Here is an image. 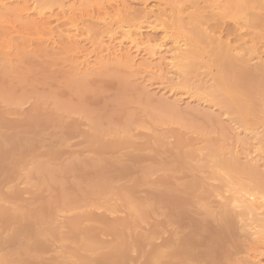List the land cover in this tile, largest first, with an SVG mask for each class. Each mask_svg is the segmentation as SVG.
<instances>
[{
	"label": "rangeland",
	"instance_id": "1",
	"mask_svg": "<svg viewBox=\"0 0 264 264\" xmlns=\"http://www.w3.org/2000/svg\"><path fill=\"white\" fill-rule=\"evenodd\" d=\"M88 1L75 6L84 9ZM143 2L169 17L180 9L183 19L172 26L198 56L190 83L198 75L203 81L226 78L215 55L245 35V48L261 55L248 68L264 84V0H178L175 8L166 0H136L129 8L141 12ZM74 3L0 0V152L23 136L20 150L1 156L0 210L9 217H0V264L97 263L122 243L127 260L112 257L103 264H264V238L248 234L239 210H224L226 183L233 178L211 158L236 138L247 142V130L264 125V91L251 101L236 96L246 103L244 118L205 97L196 109L197 102L187 107L180 101L182 119L165 120L156 109L160 93L145 88L126 64L82 73L75 68L76 46L65 37L51 41V28L59 33L67 27L54 22L61 6ZM35 7L43 8L42 17ZM169 21L164 30L172 27ZM162 28L150 34L153 40L165 35ZM167 45L172 49L171 40ZM208 114L220 123L208 121ZM242 153L239 148L238 164L245 166ZM259 154L258 171L264 173V148ZM39 165L52 173L38 171ZM169 196L184 204L176 206ZM87 235L104 245L114 240L87 252L80 248Z\"/></svg>",
	"mask_w": 264,
	"mask_h": 264
},
{
	"label": "bare ground",
	"instance_id": "2",
	"mask_svg": "<svg viewBox=\"0 0 264 264\" xmlns=\"http://www.w3.org/2000/svg\"><path fill=\"white\" fill-rule=\"evenodd\" d=\"M74 1V5L70 4V6L61 4L60 10L62 16L60 15L61 17L55 18L54 22L56 24H66L67 27L59 33H55L54 29L51 28V41L55 44L56 38L65 37L66 40L76 46L75 51L76 55L79 57V61L76 63L77 65L75 68L82 73H92L101 65L112 63L116 65L126 64L129 69L133 70L134 76H138L145 88H152L160 93L162 101H160L158 105L156 104V109L164 119L178 120L184 115L178 107L180 101L186 100L184 103L187 107L191 106L192 103L195 105L197 102V106L194 108L196 109V107L200 108L202 106L201 104H205V97L211 98L215 102L222 104L225 109H227L225 110L226 114H228V111H231L232 114L234 113L236 116L237 112H239L241 117L244 118L246 115V103L244 102L245 104H241V102L247 100L248 97L251 101L253 96H260V93L264 91V84L262 81L257 79L256 75L254 76L248 68L250 63H255L254 61L259 58L258 55L260 54H257L255 49H253V45L250 46V48L253 49L252 52H249V50L245 48L244 45H247L249 40H245L247 39L244 38L245 35L243 38L240 37L236 40V42L233 41V44L228 41L225 48H220L221 50L215 55L216 62L224 69L225 77L227 76L226 78L231 79L232 82L229 83L226 78L221 77L220 79L216 77L217 80L213 79L214 81L212 79H208L209 81H207L206 78L208 76L205 77L206 81H203L204 77L200 76V78L198 75L195 77L196 81L193 80L195 83H199L196 85L197 83H190L192 79H189L188 76L195 68L194 62L198 59V56L196 52H193L192 46L186 38L184 39V36L179 35L178 32L176 33L175 27H173L176 26V24H180L183 19V16L180 15V9L179 12H177L178 7L175 9L176 13H172L173 15L169 17L170 15L166 14V10L164 11L153 7L147 8V2L142 3L145 9L136 13L133 7L129 8V1L134 3L136 0H89L86 5H82L86 6L84 9H79L75 6L76 2L80 1L79 3H81L83 0ZM166 2L169 6L170 4L174 6V3H177L178 0H166ZM176 5L179 4L177 3ZM217 8L219 7H216V10H218ZM34 11L39 17L44 15L43 8L41 7H35ZM133 14L135 15L133 16ZM131 15L133 17H131ZM36 19L41 20L44 18ZM167 19L170 20L171 26L173 25L170 27L169 31L162 28ZM87 23L92 24L93 27H84ZM159 28L163 29L162 32H164L165 35L159 40H153L150 34L159 30ZM240 35L242 34L240 33ZM170 40L173 44L172 49L167 47V42ZM85 45L89 46V51L84 49ZM243 46L246 49L245 51ZM246 51L249 53H246ZM98 55H100L99 58ZM94 57L97 58L94 59ZM237 63H239L240 66ZM185 79H187V81ZM210 81H212L214 86L212 83L210 84L212 87L210 85V87L207 86ZM238 88H240L239 91L241 92L239 93V91H237V95L236 92L232 94V92ZM242 88L244 92H242ZM242 93L244 94L242 97L246 99L243 100L242 98L240 102L238 97L241 96ZM226 94H228V97H225L227 96ZM205 118L207 120L209 119L208 121L217 122V125L220 123H218L219 120L217 121L219 118L216 119V117L210 114L206 115ZM238 118L240 119V116H238ZM220 127L222 126L220 125ZM247 131L249 132L243 131V133L245 132V134H248L250 141L247 140L246 142L244 141L245 139H241L239 142V139L236 138L235 140L237 141H233L230 146H228L230 147L229 149L227 148L224 150V148H217L214 154L213 152L211 153V155L213 154L211 158L215 160L213 161V166H216L220 171H227L233 178L226 183V193L230 194L229 196L226 195V199H228L227 202H225L226 199L224 198L225 193L221 195L217 194L218 197L222 196L220 199L224 198L222 202L225 205L224 210L225 208L235 209L236 211L239 210V217L243 219V225H245L246 231L249 232L248 234L253 237L255 241H263L264 173L261 172V170L260 172L258 171V163L262 160L261 158L256 160V157L260 155L259 153H261L264 148V125ZM21 137L18 136L11 139L10 142L13 144L11 145V151L4 150L0 152L1 166L3 164L1 156L9 154L10 152H16L18 147L20 150L23 140ZM229 141L231 142V139ZM23 144L25 147L26 143ZM105 147L106 146L103 144L100 146V149ZM239 148L243 150L242 155L248 160L245 166L240 163L238 164L240 160L238 156ZM26 150L27 149H25V151ZM22 152L23 151H21V153ZM52 152L50 155L54 156L55 153ZM13 165V167H16L15 164ZM36 169L43 173H52V170L46 167V165H39ZM252 183L255 185H252ZM195 185V183L191 182L188 188L193 189ZM167 199L178 207L184 204L182 201L183 199L179 197L169 196ZM227 211L228 210L225 212L228 214L229 211ZM0 217L7 218L9 216L5 210H0ZM96 222L101 224L106 223L102 220H96ZM77 225L78 220H75L73 222V227L76 228ZM110 231L112 235H116L117 233L114 229H110ZM84 238L85 241L81 244L80 248L87 252L104 250L107 248L108 243L111 244L114 240V238H109L110 241H108V239L104 245V242L102 243V241L94 235L91 237L87 235ZM124 246L125 245L122 243L119 247L120 249L114 248L113 250L111 249L112 251L109 250L104 254L102 253L103 258L99 259L100 262L97 263L87 258H80V260L86 264H103L102 261L112 257H117L120 261H125L127 260V254L124 251ZM181 255L182 253H177V256ZM251 263L256 264L255 262L253 263V261ZM146 264H153V260L148 259Z\"/></svg>",
	"mask_w": 264,
	"mask_h": 264
}]
</instances>
